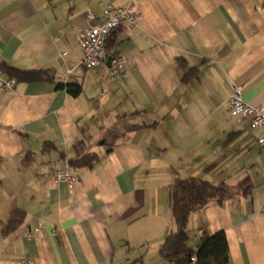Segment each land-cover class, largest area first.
<instances>
[{
  "label": "crops",
  "instance_id": "0c3cea01",
  "mask_svg": "<svg viewBox=\"0 0 264 264\" xmlns=\"http://www.w3.org/2000/svg\"><path fill=\"white\" fill-rule=\"evenodd\" d=\"M108 4L139 15L110 36L107 55L126 65L118 79L107 58L79 65L76 33ZM0 64L6 77H53L0 90V264H172L160 249L175 176L232 187L250 177L252 194L191 213L190 245L205 226L226 233L229 264H264V130L228 106L234 87L264 105V0H0ZM67 82L81 95L57 87ZM79 140L97 156L88 166L69 163ZM66 169L73 189L54 179ZM14 210L23 221L6 232Z\"/></svg>",
  "mask_w": 264,
  "mask_h": 264
},
{
  "label": "trees",
  "instance_id": "16d2710c",
  "mask_svg": "<svg viewBox=\"0 0 264 264\" xmlns=\"http://www.w3.org/2000/svg\"><path fill=\"white\" fill-rule=\"evenodd\" d=\"M180 65L185 68L187 76L196 75L199 71L197 67H188L183 60H180ZM7 68L8 76L15 78L17 82L53 80L49 71ZM0 70L4 72L2 64H0ZM57 87L67 90L74 97H78L82 93V85L79 82L58 83ZM47 148L55 149V146L48 142L46 143ZM75 150L76 157L69 161L71 166H88L97 159L95 154L88 151L84 140L76 142ZM27 157L28 155L26 159H28ZM253 190L254 184L250 177H245L232 187L225 183L215 184L195 177L175 176L173 182L168 186V199L174 218V228L165 237L160 249L161 255L172 264H229L230 249L224 231L211 234L205 226H202L199 245L196 248L190 245L189 216L191 213L203 209L209 203L223 204L226 200L237 196H248L252 194ZM12 213L13 217L5 228L6 232L17 229L23 221L24 213L22 211L14 210Z\"/></svg>",
  "mask_w": 264,
  "mask_h": 264
},
{
  "label": "built area",
  "instance_id": "2783aa9c",
  "mask_svg": "<svg viewBox=\"0 0 264 264\" xmlns=\"http://www.w3.org/2000/svg\"><path fill=\"white\" fill-rule=\"evenodd\" d=\"M93 13L89 14L90 21L95 20ZM139 15L130 7L108 4L103 10V21L91 24L88 28L79 29L76 33L80 47L83 52L80 66L92 68L100 65L107 58V46L111 33L125 23L136 25ZM126 65L120 56H112L109 68L108 79L125 77ZM17 80L6 77L0 70V90H13ZM228 106L230 116L240 120H249L252 128L264 130V105L253 106L243 101L241 89L234 87L229 98ZM260 145L264 148V132L260 138ZM57 182H64L70 189H73L79 182V176L72 170H55L53 173ZM22 264H32V261L25 259Z\"/></svg>",
  "mask_w": 264,
  "mask_h": 264
},
{
  "label": "water",
  "instance_id": "95a60500",
  "mask_svg": "<svg viewBox=\"0 0 264 264\" xmlns=\"http://www.w3.org/2000/svg\"><path fill=\"white\" fill-rule=\"evenodd\" d=\"M112 56L107 55V63L110 64Z\"/></svg>",
  "mask_w": 264,
  "mask_h": 264
}]
</instances>
